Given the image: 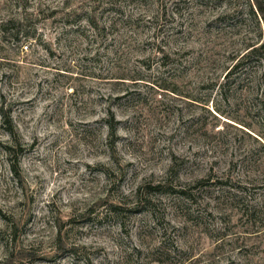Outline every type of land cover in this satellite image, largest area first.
<instances>
[{
    "label": "rangeland",
    "instance_id": "374dc122",
    "mask_svg": "<svg viewBox=\"0 0 264 264\" xmlns=\"http://www.w3.org/2000/svg\"><path fill=\"white\" fill-rule=\"evenodd\" d=\"M254 1L0 0V264H264Z\"/></svg>",
    "mask_w": 264,
    "mask_h": 264
},
{
    "label": "trees",
    "instance_id": "16d2710c",
    "mask_svg": "<svg viewBox=\"0 0 264 264\" xmlns=\"http://www.w3.org/2000/svg\"><path fill=\"white\" fill-rule=\"evenodd\" d=\"M254 6H255V8H262L261 4H260L257 0L254 1ZM260 49H264V42L261 44ZM250 51H251V52H250ZM250 51L248 52L249 54H248L246 57H248V56L254 54V53L257 51V49L255 50V49L253 48V49L250 50ZM235 67H238V65L236 64ZM1 115H2V114H1ZM3 123H5V124H9L10 122H7V121L5 120V118H4V119H3ZM9 132H10V131H9ZM109 132H110V135H114V133H115V129H114V127L111 126V125L109 126ZM180 193H183V192H180Z\"/></svg>",
    "mask_w": 264,
    "mask_h": 264
}]
</instances>
